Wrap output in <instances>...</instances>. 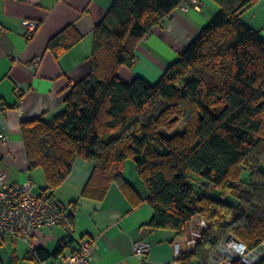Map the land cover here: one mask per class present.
<instances>
[{"label": "trees", "instance_id": "1", "mask_svg": "<svg viewBox=\"0 0 264 264\" xmlns=\"http://www.w3.org/2000/svg\"><path fill=\"white\" fill-rule=\"evenodd\" d=\"M184 1H113L92 31L90 73L71 88L65 109L49 121L21 122L27 167L42 170L52 198L74 162L85 161L93 169L82 197L102 201L116 185L132 210L144 203L152 209L148 226L176 237L202 219L206 229L179 264H210L229 238L244 247L249 264H264V40L241 20L261 0H214L217 15L155 84L117 76L133 67L137 44ZM80 40L67 27L48 50L58 58ZM127 161L144 199L124 178ZM64 244L28 258H57ZM225 253L230 264H247Z\"/></svg>", "mask_w": 264, "mask_h": 264}, {"label": "crops", "instance_id": "2", "mask_svg": "<svg viewBox=\"0 0 264 264\" xmlns=\"http://www.w3.org/2000/svg\"><path fill=\"white\" fill-rule=\"evenodd\" d=\"M113 1L0 0V137L6 138L5 145L0 143V174L5 175L7 185L31 181L36 194L44 192L42 170L27 167L20 124L35 118L49 121L65 109L71 88L90 73L92 31ZM218 12L214 0H197L196 7L187 3L185 11L176 8L137 44L133 67L119 68L117 76L124 83L140 78L155 84ZM25 20L39 23L31 38L22 26ZM241 20L264 40V0L247 8ZM67 27L81 35V40L55 58L48 43ZM36 58H40L38 66L32 64ZM92 169L77 159L69 177L53 192V200L72 215L70 226L42 227L31 239L0 237L2 246L11 241L8 252H0L3 264H67L65 258L81 241L93 246L92 264H168L173 260L174 244L182 245V239L172 231L148 226L153 211L147 204L132 210L116 185L99 202L81 196ZM132 170L126 163L124 178L144 199L145 187ZM60 242L65 248L59 257L39 263L28 258L37 248L52 254ZM135 243L148 245L149 251L136 255ZM221 249L214 252L210 264L216 262Z\"/></svg>", "mask_w": 264, "mask_h": 264}, {"label": "built area", "instance_id": "3", "mask_svg": "<svg viewBox=\"0 0 264 264\" xmlns=\"http://www.w3.org/2000/svg\"><path fill=\"white\" fill-rule=\"evenodd\" d=\"M187 3L197 6V0H185L179 8L186 10ZM22 26L26 30L27 38H31L39 27L36 21H23ZM40 58L34 59L32 64L38 66ZM0 143L5 145L6 138L0 137ZM5 175L0 174V237H17L31 239L38 229L42 227L70 226V212L62 208L52 198H49L45 189L41 194L33 191L31 181L7 185L4 181ZM206 229V223L199 218L192 219L186 230V235L181 237L182 245L174 244L173 260L169 264H179L178 257L185 250H192L198 243L202 232ZM185 248V250H184ZM93 246L90 242L81 241L77 249L68 255L65 260L67 264H92ZM134 253L138 256L145 255L149 246L143 243L133 245ZM225 252H231L242 257L244 262L246 256L244 247L234 241L227 239L222 245L220 254L214 264H230V259Z\"/></svg>", "mask_w": 264, "mask_h": 264}, {"label": "rangeland", "instance_id": "4", "mask_svg": "<svg viewBox=\"0 0 264 264\" xmlns=\"http://www.w3.org/2000/svg\"><path fill=\"white\" fill-rule=\"evenodd\" d=\"M126 163H127V165H131L132 166V169H133L132 172H133V175H135L136 169H135L134 163L132 161H127ZM126 172L128 173V176L127 177H129L130 172L129 171H126ZM34 193H36V192H34ZM212 196L215 197V198H219L223 202H227V203H231V204L237 203V201L234 198H232V197H229V196L224 197V198L219 197V195H218V193L216 191H212ZM7 243H9V246H10L11 241L10 240H7V242H5V245L4 246L0 245V252H1V254H5L6 252H8L7 251L8 248L6 247L7 246ZM0 244H1V241H0ZM2 248H3V250H1Z\"/></svg>", "mask_w": 264, "mask_h": 264}, {"label": "bare ground", "instance_id": "5", "mask_svg": "<svg viewBox=\"0 0 264 264\" xmlns=\"http://www.w3.org/2000/svg\"><path fill=\"white\" fill-rule=\"evenodd\" d=\"M188 4H189V3H188ZM179 6H180V5H179ZM2 174H3V173H2ZM24 180H25V179H24ZM55 202H56V201H55ZM188 224H189V223H188ZM2 238H3V237H2ZM2 238H1V239H2ZM214 262H215V261H214ZM168 264H169V263H168Z\"/></svg>", "mask_w": 264, "mask_h": 264}, {"label": "water", "instance_id": "6", "mask_svg": "<svg viewBox=\"0 0 264 264\" xmlns=\"http://www.w3.org/2000/svg\"><path fill=\"white\" fill-rule=\"evenodd\" d=\"M235 242L239 243L237 240L234 239Z\"/></svg>", "mask_w": 264, "mask_h": 264}]
</instances>
